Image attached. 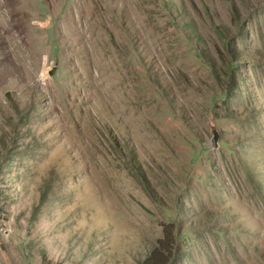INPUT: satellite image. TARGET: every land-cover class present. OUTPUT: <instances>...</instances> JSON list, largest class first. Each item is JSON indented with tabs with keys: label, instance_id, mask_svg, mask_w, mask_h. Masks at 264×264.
I'll use <instances>...</instances> for the list:
<instances>
[{
	"label": "rangeland",
	"instance_id": "obj_1",
	"mask_svg": "<svg viewBox=\"0 0 264 264\" xmlns=\"http://www.w3.org/2000/svg\"><path fill=\"white\" fill-rule=\"evenodd\" d=\"M0 192V264H264V0H0Z\"/></svg>",
	"mask_w": 264,
	"mask_h": 264
},
{
	"label": "trees",
	"instance_id": "obj_2",
	"mask_svg": "<svg viewBox=\"0 0 264 264\" xmlns=\"http://www.w3.org/2000/svg\"><path fill=\"white\" fill-rule=\"evenodd\" d=\"M190 33L189 39L195 36L193 29L188 31ZM228 54H230L232 59L237 62L236 65L239 66L240 60L243 58V52H238L234 49V46L227 47ZM258 56V55H257ZM0 197L1 192H0ZM2 206L0 205V213ZM164 237L157 241L156 245L152 246L151 250L140 259L137 264H171L174 258H176V236L173 235V230L164 227L163 230Z\"/></svg>",
	"mask_w": 264,
	"mask_h": 264
},
{
	"label": "water",
	"instance_id": "obj_3",
	"mask_svg": "<svg viewBox=\"0 0 264 264\" xmlns=\"http://www.w3.org/2000/svg\"><path fill=\"white\" fill-rule=\"evenodd\" d=\"M207 124H208L209 130L212 134L211 139H210L212 147L216 149L219 147L218 140H219L220 133H219L218 129L215 127L214 115L210 114L208 121H207Z\"/></svg>",
	"mask_w": 264,
	"mask_h": 264
}]
</instances>
